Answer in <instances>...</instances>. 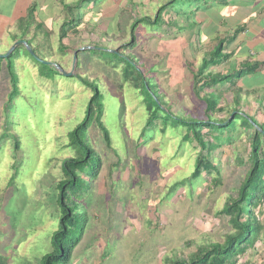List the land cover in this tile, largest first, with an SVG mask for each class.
<instances>
[{
	"label": "rangeland",
	"instance_id": "rangeland-1",
	"mask_svg": "<svg viewBox=\"0 0 264 264\" xmlns=\"http://www.w3.org/2000/svg\"><path fill=\"white\" fill-rule=\"evenodd\" d=\"M171 1L145 0L148 3L146 8L142 5L128 7L130 10L127 9L121 15V33L118 35L106 34L107 25H96L95 29L94 25H86L85 19L83 21L84 15L91 18L88 5H94L95 11L104 10L101 7L102 0H88L84 5L80 2L83 7L74 10L77 12L76 22L72 23L71 13H67V19H63L66 23L54 20L50 24L55 33L49 42L45 41L40 46L33 45L32 40L27 43L45 63L33 61L26 54L25 45L18 47L24 53L15 61L23 59L34 63L38 69V77L60 76L56 65H63L61 57L51 53H58L60 27L67 24L72 30L71 27L77 28L83 22L86 31L82 30L78 42L73 41V44L76 43L75 49L79 48L81 52V60L76 61L74 55L65 56L64 60L69 68L68 73L92 75L104 98L103 123L117 156L104 150L103 140L98 130H94L90 137L104 163L100 176L93 183V189L86 199L89 224L75 250L72 264H166L167 259L189 258L200 246L223 243L231 232L228 219L219 215V212L231 198L237 197L247 168L252 132L240 128L237 133L228 136L232 138L231 144L214 146L208 154L201 153L199 146L194 143L193 156L186 152L184 154L187 159L177 158L175 147L180 145L179 139L163 137L160 143L159 139L155 141L152 134H147L143 141H147V145L142 142L141 147L136 149L142 121L140 114L135 113L139 106L137 97L127 90L122 93L124 90L119 89L122 73L117 69L118 77L110 69L112 63L120 61L115 56L118 55L119 47L131 41L133 22L147 16L153 20L157 10ZM190 2L195 3L194 0H184L182 7L177 8L175 5L173 10L165 12L162 15L164 24L160 28L139 25L135 31L136 47L133 53L153 73V81L158 87L154 90L171 104L175 115H192L205 119L203 103L195 99L193 91V75L205 56H202V50L195 45L191 47V29H179L188 25L186 18L192 20L190 16L185 17L183 14V11L186 14L190 11ZM195 10L192 12H199L198 9ZM177 11H180L176 15L177 22L171 27L169 23L175 18ZM97 15L92 16V21L101 20ZM194 15L195 13L192 14L193 18ZM194 34L197 36V30ZM13 45L11 34L0 46V55L8 53ZM128 51L129 48L127 53ZM76 62L79 63L78 71L75 70ZM19 63L25 65L23 61ZM14 70L17 71L15 66ZM2 83L0 107L7 95ZM217 90L227 94L231 101V85ZM75 91L69 100V96H64L65 101L55 103L46 99L44 118L37 112L34 124L27 123L18 116L14 118H20L15 121L19 131L23 130L21 137L24 148L20 152V160H27V163L24 165L23 176L18 174L14 177L12 169L9 170L13 161L8 155L10 151L12 153V146L8 153L0 155V264H41V259L49 251L50 238L57 230L59 219L56 187L61 179V163L74 155L72 150L67 149L65 136L81 122L85 103L89 100L88 95L80 94L82 90ZM33 93L35 92L29 91V94ZM140 97L146 98L145 91L141 92ZM241 100L240 106H248L246 97ZM245 112L249 115L248 111ZM227 114L226 110L214 118L225 119ZM253 114L260 123L261 117L264 120V111L260 112V116L257 112ZM232 115L235 112L231 113L230 119ZM237 118V125L244 123L242 117ZM10 131L15 133L13 128ZM28 141L36 143V146H31ZM186 144L189 145V142ZM184 147L187 149L186 145ZM197 153L211 157V163L218 170L217 173L211 172V175L203 172L191 184ZM215 176L218 177V184H214L212 180ZM254 212L263 232L254 248L239 256L240 264H264V200Z\"/></svg>",
	"mask_w": 264,
	"mask_h": 264
},
{
	"label": "trees",
	"instance_id": "trees-1",
	"mask_svg": "<svg viewBox=\"0 0 264 264\" xmlns=\"http://www.w3.org/2000/svg\"><path fill=\"white\" fill-rule=\"evenodd\" d=\"M195 2L200 5L205 1L197 0ZM192 4L194 3L190 2V5ZM175 5L177 8L182 7L184 0H172L162 5L157 10L153 20L147 16L134 21L130 31L131 41L119 47L117 50L118 55L115 56L120 61L112 63L110 69L114 70L118 77L117 69L121 71L122 81H120L119 89L124 90L122 93L127 90L137 97L136 100L139 106L135 113L140 114L142 121L139 125L141 126V132L137 137L138 146L136 149L141 147L147 134H152L155 141L159 139L160 143L163 137L179 139L180 145L175 147L177 149V158L187 159L184 158V154L186 152V154L189 155L190 153L193 156V151L195 150L192 146L194 143L199 146L201 153L207 152L208 154L214 146L222 147L223 143L231 144L232 138L228 136L234 135L240 128L252 132L250 135V153L246 162L247 168L243 174L237 197L231 198L225 208L219 212V215L228 219L231 232L226 236L223 243H210L200 246L189 258L181 260L167 259V263L165 262L166 264H240L239 256H243L248 249H253L263 232V227L254 210L264 200V124L256 122L240 106L243 91L236 87V83L241 78V72L231 73L227 76L214 72V69L226 63L232 57L231 54H224L225 42L223 41L217 45L208 57L202 60L197 72L193 75L195 99L203 103L205 119L195 118L192 115H175L171 104L166 102L163 95L160 96V93H156L154 89H158V87L153 81V73L149 72L137 55L133 53L136 47L135 31L139 25L160 28L164 24L162 15L168 12L169 9L173 10ZM178 12L180 11H177L176 15H178ZM191 12L188 11L186 14L183 11V14L185 17H192ZM186 20L189 22V18H186ZM176 22L171 21L169 24L172 27ZM72 23L74 22L72 21ZM19 26L20 34L12 35V44L18 41L29 42L25 25L21 22ZM182 29L184 30L185 28L183 27ZM77 33L78 31H75V34ZM108 33L110 35H118L121 30L116 27L113 31L109 30L106 32V34ZM72 34L74 33L67 27V24L62 26L59 34L58 53L55 51L51 52L61 57L63 65L59 67L66 73L69 72V68L66 66L67 63H65L64 57L69 56L74 51V48L65 46L64 40H67L69 35ZM128 48L130 51L127 53ZM19 49L17 48L7 58H0V84L2 83L1 81H4L2 85H5L4 91L7 94L6 98L2 100L4 102L3 106L0 107V130H2L0 155L8 153L9 148L12 146V153L11 151L8 153L11 158L8 157L13 161V165L9 170L12 169L15 174L14 177L18 176V174L23 176L24 165L27 163V160L22 162L20 160V152H23L24 148L23 137H21L23 130L19 131L20 128H17L18 124L15 120H20L21 118L26 120L27 123L34 124L37 121H35L37 112L38 114L41 113L44 118L46 108L44 102L46 99H51L52 103H55L59 100L65 101V97L69 96L67 99L69 100L71 95L76 92L75 90H82L80 94L88 95L87 98H89L83 109V119L69 130L65 136L68 143L67 149L72 150L74 155L61 163V179L56 187L58 190L56 202L59 213L58 226L50 238L48 253L40 261L41 264H72L75 250L85 236L89 224L86 199L93 189V183L99 178L104 163L102 155L97 152L90 137L91 133L94 130H98L103 140L104 150L111 151L116 155L112 139L103 123L105 120L104 98L96 81H93L92 75L83 76L78 73L66 77L60 73V76L38 77V69L34 63L32 64L23 59L15 61L21 53H24ZM32 50L34 53L36 52L35 49L32 48ZM80 53H77L76 61L81 60ZM26 54L37 62L28 51ZM20 61H23L25 65L19 63ZM14 62H16V65ZM78 65L79 63L76 62V71H78ZM14 66L17 71L14 70ZM255 68L256 65L252 66L249 69L250 72H254ZM95 79L98 80V78ZM226 83H230L233 87L231 101L227 98L228 96L226 97L216 89V87ZM29 91H34L35 93L29 94ZM142 91H145L146 98L142 97V99L140 97ZM221 103L225 104L223 105L224 107ZM226 110L228 114L225 119L214 118V116L222 114ZM232 112H235V115L230 119ZM17 116L20 118L14 119ZM238 116L244 120V123L240 126L237 125ZM251 122L256 123L259 129H256ZM138 123H140L139 120ZM12 128L15 133L10 131ZM147 131L149 133H146ZM186 142H189V145ZM147 143V141L143 142L145 145ZM28 144L36 146V143H31L30 141H28ZM185 145L187 149H184ZM201 153H197L195 158L194 171L190 179L191 184L203 172L210 174L211 172L217 173L218 170L211 163V157H204ZM212 180L214 184L219 182L216 176ZM8 187L10 188L11 186Z\"/></svg>",
	"mask_w": 264,
	"mask_h": 264
},
{
	"label": "crops",
	"instance_id": "crops-1",
	"mask_svg": "<svg viewBox=\"0 0 264 264\" xmlns=\"http://www.w3.org/2000/svg\"><path fill=\"white\" fill-rule=\"evenodd\" d=\"M82 1L0 0V46H2L5 39H8L9 35L20 34L19 23L21 22L28 32L27 39L34 41L33 45L35 46L44 45L43 42H49L51 36L55 33L50 26L54 20L61 23L64 18L67 19V13H71V21L76 22L75 15H77V12L74 10L83 7L86 0ZM157 1L163 0H154V2ZM204 1L200 5L196 2L190 5V11L198 9L199 12H194V18L191 17L192 20L187 22L188 25H185L183 31L191 29L189 31L191 34V47H194V45L198 47L202 50V56L205 57H208L221 41L225 42L224 54H231L232 57L229 61L214 69V72L223 76L241 72V78L237 81L236 87L243 91L242 98L246 97L249 101V104H247L250 106L243 107V110L248 111L249 116L256 122L264 124V120H261L262 117L259 119L260 123L253 114L257 112L260 116V112L264 111V0ZM147 4L145 0H102L101 7L104 10L95 11L94 5H88L87 9L91 12V18L89 15H84L83 21L85 19L86 25L88 23L92 24L95 29L96 25H107L105 32L113 31L116 27L119 28L121 15L127 11L128 7L134 8V6L142 5L143 8H146ZM95 14H98L100 21L98 19H96L98 22L92 21ZM175 19L176 14L172 22H176ZM64 23L66 22L64 21ZM82 24L77 28L71 27V32L74 34L69 35L68 39L64 40L65 46L74 48L69 56L80 52L79 48L75 49L76 43L73 44V41L80 37L82 30L86 31ZM188 26H191V28H187ZM61 29L62 27H60V31ZM196 30L197 36L194 34ZM75 31H78V33L75 34ZM255 65V71L250 72L249 69ZM227 85L231 84L220 85L217 89ZM222 94L227 97L224 92Z\"/></svg>",
	"mask_w": 264,
	"mask_h": 264
},
{
	"label": "water",
	"instance_id": "water-1",
	"mask_svg": "<svg viewBox=\"0 0 264 264\" xmlns=\"http://www.w3.org/2000/svg\"><path fill=\"white\" fill-rule=\"evenodd\" d=\"M20 45H25L26 46V49H27V51L32 55V57L37 61V62H39V63H45V62H43V61H41L36 55H35V53H34V51L32 50V48L26 43V42H24V41H19V42H17V43H15L11 48H10V50L8 51V53H6V54H4V55H0V58H7V57H9L11 54H13V52L20 46ZM74 57H75V60H76V58H77V53H75L74 54ZM46 64H48V65H53V64H51V63H46ZM56 68L60 71V73L62 74V75H64V76H66V77H70L71 75H72V73H66V72H64L59 66H57L56 65ZM232 117H233V115H232ZM252 123V125L256 128V129H259V127L257 126V124L256 123H254V122H251ZM261 131V130H260ZM262 133H263V131H261Z\"/></svg>",
	"mask_w": 264,
	"mask_h": 264
}]
</instances>
